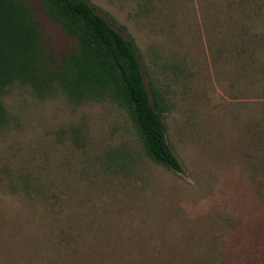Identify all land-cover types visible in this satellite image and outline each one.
I'll list each match as a JSON object with an SVG mask.
<instances>
[{
	"label": "rangeland",
	"instance_id": "obj_1",
	"mask_svg": "<svg viewBox=\"0 0 264 264\" xmlns=\"http://www.w3.org/2000/svg\"><path fill=\"white\" fill-rule=\"evenodd\" d=\"M87 1L165 92L182 172L152 162L110 101L14 90L0 264H264V0ZM38 14L57 51L76 47Z\"/></svg>",
	"mask_w": 264,
	"mask_h": 264
},
{
	"label": "trees",
	"instance_id": "obj_2",
	"mask_svg": "<svg viewBox=\"0 0 264 264\" xmlns=\"http://www.w3.org/2000/svg\"><path fill=\"white\" fill-rule=\"evenodd\" d=\"M0 0V131L9 122L2 98L14 90L73 105L112 102L124 110L146 156L178 174L182 164L168 143L165 92L145 82L135 42L87 0ZM76 41L57 51L38 11Z\"/></svg>",
	"mask_w": 264,
	"mask_h": 264
}]
</instances>
